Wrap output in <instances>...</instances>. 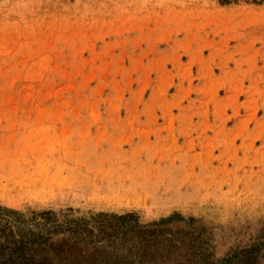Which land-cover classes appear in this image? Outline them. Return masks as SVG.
I'll return each instance as SVG.
<instances>
[{
	"label": "rangeland",
	"instance_id": "1",
	"mask_svg": "<svg viewBox=\"0 0 264 264\" xmlns=\"http://www.w3.org/2000/svg\"><path fill=\"white\" fill-rule=\"evenodd\" d=\"M0 264H264V0H0Z\"/></svg>",
	"mask_w": 264,
	"mask_h": 264
}]
</instances>
